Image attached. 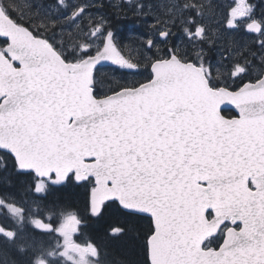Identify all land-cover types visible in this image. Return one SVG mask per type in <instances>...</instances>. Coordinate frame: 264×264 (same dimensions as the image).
I'll return each mask as SVG.
<instances>
[{
	"label": "snow or ice",
	"instance_id": "1",
	"mask_svg": "<svg viewBox=\"0 0 264 264\" xmlns=\"http://www.w3.org/2000/svg\"><path fill=\"white\" fill-rule=\"evenodd\" d=\"M0 264H264V0H0Z\"/></svg>",
	"mask_w": 264,
	"mask_h": 264
},
{
	"label": "trees",
	"instance_id": "2",
	"mask_svg": "<svg viewBox=\"0 0 264 264\" xmlns=\"http://www.w3.org/2000/svg\"><path fill=\"white\" fill-rule=\"evenodd\" d=\"M163 0L160 1L162 3ZM218 3L225 4L230 2V0H217ZM157 3V2H156ZM123 5H128V2H122ZM127 7L123 9H116L118 11L119 17H117L112 8H109L106 10V14H111L113 21L115 22V26L113 28L114 32H116V37L120 39L122 44H125L123 40L130 41V36L136 37L138 35V32L134 31L135 29H140L143 25H140L138 22L135 21V18L132 16V14H129ZM126 13V15H125ZM149 22L150 19H149ZM138 26V28L136 27ZM133 39V38H131ZM242 41L247 42L249 45L252 43V40L250 37H240ZM99 76L103 77L105 82L103 85H98L97 90L98 91H104L109 86H115L113 75L110 72L109 69H100V72L98 74ZM109 78V79H108ZM141 77H135V79H140ZM133 79V77L128 78ZM108 80V81H107ZM112 82L111 84L109 82ZM82 191V190H81ZM71 202L74 205L73 210H79L81 215H86L84 211V203L83 200L79 196H73L71 198ZM55 219H53L52 223ZM54 224V223H53ZM55 225V224H54ZM102 237V233L100 231V225L94 221H87V226L83 227L80 232L76 233L74 235V239L78 243H84L88 240H93L100 242ZM108 252L110 254V257L116 260H119L121 258V251L118 248H108Z\"/></svg>",
	"mask_w": 264,
	"mask_h": 264
},
{
	"label": "rangeland",
	"instance_id": "3",
	"mask_svg": "<svg viewBox=\"0 0 264 264\" xmlns=\"http://www.w3.org/2000/svg\"><path fill=\"white\" fill-rule=\"evenodd\" d=\"M122 2H128V4H129V0H105V3H110V4H112V5H121V3ZM156 2V1H155ZM127 9V8H126ZM128 10V9H127ZM116 33V32H115ZM117 38V37H116ZM130 38V40H132L131 38H135V37H132V36H130L129 37ZM117 40L121 43V41H120V39H118L117 38ZM124 42H125V44H128L129 43V41H127V40H123ZM128 78H131V77H128ZM109 79V78H108ZM108 81V80H107ZM55 219V218H54ZM53 221V220H52ZM51 221V222H52ZM55 225H57L58 223H59V221L57 220V219H55L54 220V222H53Z\"/></svg>",
	"mask_w": 264,
	"mask_h": 264
},
{
	"label": "flooded vegetation",
	"instance_id": "4",
	"mask_svg": "<svg viewBox=\"0 0 264 264\" xmlns=\"http://www.w3.org/2000/svg\"><path fill=\"white\" fill-rule=\"evenodd\" d=\"M155 1H156L157 3H160L161 0H152L153 3H156ZM133 2H134V0H133ZM128 13H129V14H132L131 12H128ZM136 27L138 28V26H136ZM143 27H144V26H142V27L140 28V30H143ZM101 69H108V68L105 67V68H101Z\"/></svg>",
	"mask_w": 264,
	"mask_h": 264
}]
</instances>
